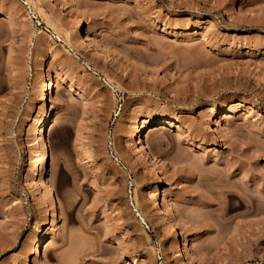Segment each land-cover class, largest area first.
I'll use <instances>...</instances> for the list:
<instances>
[{
  "label": "rangeland",
  "instance_id": "1",
  "mask_svg": "<svg viewBox=\"0 0 264 264\" xmlns=\"http://www.w3.org/2000/svg\"><path fill=\"white\" fill-rule=\"evenodd\" d=\"M0 264H264V0H0Z\"/></svg>",
  "mask_w": 264,
  "mask_h": 264
},
{
  "label": "bare ground",
  "instance_id": "2",
  "mask_svg": "<svg viewBox=\"0 0 264 264\" xmlns=\"http://www.w3.org/2000/svg\"><path fill=\"white\" fill-rule=\"evenodd\" d=\"M80 33H83V29L81 28ZM50 91V94H47L46 99L42 105V108H44V111H42L39 116L36 118V120L33 122V128L36 130V135H35V143L38 146V157L42 163L38 167L37 171V176H40L42 180L45 182L46 186V191L48 195V223L51 225V227L54 230H58L60 228V221H59V211L57 210L56 207V202H55V193L54 189L52 186L49 184L48 180V173L46 170V159H47V154H48V148H47V129L44 127L47 118L52 117L53 121L55 120V112H56V107L53 105H50L49 101H51L52 94H54L55 87L53 83L49 84V88L47 89ZM220 107L217 108L216 110L218 113H220ZM172 118L165 116L159 119L156 123V127L154 129H162L165 127L167 124L172 123ZM148 122L147 119H144L143 123L140 125H137L135 130L133 131L131 127L126 133V137L131 138L133 136L136 137V140H138L135 143V146L137 149L142 152L145 156H150V153L147 149V146L145 145V140H144V129L146 128V123ZM81 151L84 153L83 155V160L84 162H93L94 158L92 155L87 153V147L85 145H81ZM155 164V163H154ZM156 165V164H155ZM97 188H100V184L97 182L96 183ZM164 191V185L162 179L160 180L158 186L152 191V196L151 200L154 202H158V199L162 195V192ZM158 211H161V208L158 209ZM177 229L174 228L172 231V234L177 233ZM42 244H43V237L38 238L36 241L33 242V247H32V253L36 254L37 257L42 256Z\"/></svg>",
  "mask_w": 264,
  "mask_h": 264
}]
</instances>
